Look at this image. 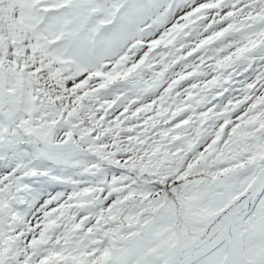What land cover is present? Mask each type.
<instances>
[{
	"label": "snow or ice",
	"instance_id": "snow-or-ice-1",
	"mask_svg": "<svg viewBox=\"0 0 264 264\" xmlns=\"http://www.w3.org/2000/svg\"><path fill=\"white\" fill-rule=\"evenodd\" d=\"M0 264H264V0H0Z\"/></svg>",
	"mask_w": 264,
	"mask_h": 264
}]
</instances>
